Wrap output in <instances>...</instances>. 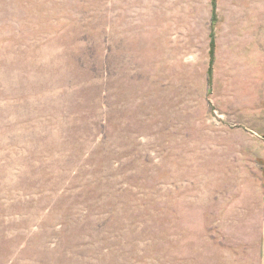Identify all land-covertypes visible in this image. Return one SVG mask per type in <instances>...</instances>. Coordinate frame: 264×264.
Instances as JSON below:
<instances>
[{
  "label": "rangeland",
  "instance_id": "374dc122",
  "mask_svg": "<svg viewBox=\"0 0 264 264\" xmlns=\"http://www.w3.org/2000/svg\"><path fill=\"white\" fill-rule=\"evenodd\" d=\"M206 1L0 0V264H258L264 55Z\"/></svg>",
  "mask_w": 264,
  "mask_h": 264
},
{
  "label": "crops",
  "instance_id": "0c3cea01",
  "mask_svg": "<svg viewBox=\"0 0 264 264\" xmlns=\"http://www.w3.org/2000/svg\"><path fill=\"white\" fill-rule=\"evenodd\" d=\"M206 4H209L210 14L206 21L207 26L210 28L212 21L216 22L217 31L219 28H223L224 35H231L232 45H248L244 50L256 52L260 55H264V0H216L215 4V17L213 19V1H206ZM244 5H250L251 9L247 15ZM228 6V7H226ZM247 15V16H246ZM185 16V15H184ZM186 20L187 17H184ZM251 21V23H250ZM191 27V25H190ZM186 30V23L185 28ZM219 34L217 35V37ZM235 36H241L242 38L234 39ZM217 42L220 40L217 38ZM231 43H228V45ZM235 49L232 46L231 51ZM259 56V55H258ZM252 58H256L254 55ZM264 60V58H263ZM264 62V61H263ZM262 111V118L259 120L255 119V111L252 112L254 117H249L247 112V128L243 129L245 133L253 138L258 136L261 141H263L264 146V90L262 96V106L260 107ZM235 112L231 114H225L229 119L235 118ZM239 120H242V117L239 115ZM253 125V126H252ZM262 183L260 189V204L257 206L262 212L263 219L260 225L259 232V242H258V264H264V147L262 155Z\"/></svg>",
  "mask_w": 264,
  "mask_h": 264
}]
</instances>
